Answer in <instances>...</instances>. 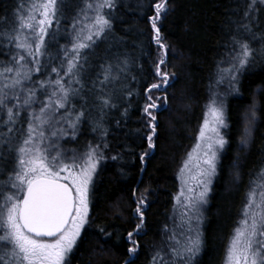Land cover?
I'll use <instances>...</instances> for the list:
<instances>
[{"label": "snow or ice", "instance_id": "1", "mask_svg": "<svg viewBox=\"0 0 264 264\" xmlns=\"http://www.w3.org/2000/svg\"><path fill=\"white\" fill-rule=\"evenodd\" d=\"M169 2L153 0L150 5L155 53H148L150 76L135 93L127 86L134 60L120 52L123 40L114 33L116 0H84L64 28L61 38L66 43L58 45L55 53L50 47L57 41V32L49 29L65 15L63 0H21L11 18L0 20V42L7 48L4 55L10 57L0 62V264H72L82 232L94 223L90 191L101 163L109 159L105 156L109 145L89 144L78 152L66 150L63 144L75 140L89 120L92 131L103 137L108 135L106 124L113 113H119L117 126L126 124L134 96L143 125L138 130L141 151L128 146L124 155L135 156L139 172L146 173L159 139L158 116L168 110L169 89L177 79L166 70L174 54L158 26ZM234 14L237 19L229 18L225 58L217 70V86L227 85L225 96L238 94L241 77L255 68L258 59L264 60V47L252 46L257 40L264 45V0H243ZM109 37L114 43L93 63L89 53ZM258 103L254 97L243 113V146L252 138ZM206 107L197 143L179 170L181 189L175 199L184 211L178 227L186 232L180 240L175 230L169 232L165 226L171 243L167 250H156L152 264H196L201 251V208L217 175L218 153L228 142L221 134L228 128L224 96L213 92ZM121 158V154L110 157ZM120 174L127 177L123 165ZM141 183L137 181L131 190L132 230H125L122 237L123 264H135L146 235L152 190L141 191ZM96 235L106 243L113 233L100 226ZM226 264H264V169L250 183L242 219L226 250Z\"/></svg>", "mask_w": 264, "mask_h": 264}, {"label": "trees", "instance_id": "2", "mask_svg": "<svg viewBox=\"0 0 264 264\" xmlns=\"http://www.w3.org/2000/svg\"><path fill=\"white\" fill-rule=\"evenodd\" d=\"M21 0H0V20L11 18L15 6ZM84 0H63L64 17L49 32H57V41L51 42L50 51L55 53L58 45L66 40L64 28L83 5ZM243 0H170L167 15L158 21L161 34L174 55L168 59L167 71L177 77L174 87L169 89L168 110L158 116L160 127L157 147L147 166L145 174L139 172L135 156L124 155L128 146L141 151L138 139L143 125L136 103L132 99L126 124L117 126L119 113H113L106 124L108 135L93 132V122L83 124L75 140L64 143L66 150L83 152L89 144L107 143L109 148L101 163L90 191V216L94 223L86 225L81 239L74 249L72 264H123L126 247L122 237L125 230H132L130 213L133 207L131 190L142 180L139 189L152 190L147 209L146 235L141 240V249L135 264H152L157 249L167 250V235L176 228L173 224L175 198L178 191L176 169L194 134L207 100V87L217 77L218 64L225 58V43L229 39V23L237 19L234 10ZM153 0H116L113 10L114 33L122 38L119 50L128 54L134 63L129 66L127 86L133 92L142 88L150 76L151 58L155 44L150 37L149 16L154 14L150 5ZM3 26H0L2 28ZM233 29L235 25H232ZM70 30V29H69ZM114 43L111 37L101 44L89 58L96 63ZM252 46L259 50L264 47L259 40ZM7 48L0 42V62L10 57L4 55ZM47 58H45L46 60ZM135 76L136 80L130 77ZM240 92L226 101L228 128L225 129L224 146L218 160L217 175L213 178L207 203L203 209L201 238L202 247L196 264H224L230 238L237 226L244 208L250 183L261 169H264V60H257L254 69L244 74L240 81ZM258 103V119L252 138L247 146L241 145L243 113L253 98ZM63 143V142H62ZM146 147V145H145ZM121 154L116 161L111 156ZM127 169V177L121 176V166ZM121 214L122 219H117ZM100 226H107L113 235L102 242L96 235ZM161 255H165L164 252ZM165 259L168 256L165 255Z\"/></svg>", "mask_w": 264, "mask_h": 264}, {"label": "rangeland", "instance_id": "3", "mask_svg": "<svg viewBox=\"0 0 264 264\" xmlns=\"http://www.w3.org/2000/svg\"><path fill=\"white\" fill-rule=\"evenodd\" d=\"M217 78H218V77L214 78V79L212 80V82H211V83L208 85V87H207V100H206V103H205V105H204V109H203L202 115H201V117H200V119H199V121H198V123H197V125H196V128H195V130H194V134H193V136H192V138H191V141H190V143H189L187 149L185 150L183 156L181 157V159H180V161H179V163H178V166H177V169H176V177H177V181H178V191H177L176 196L179 194L180 189H181V181H180V179H179V170H180V168H181V166H182V164H183V161L187 158V155H186V154H187L188 152H190V151L195 147V144L197 143V137L199 136V129H200V127L203 125V120H204V118H205V114L207 113V107H206V106H207L208 103L210 102V97H211V95L213 94V92H215V91H219L220 94H221L222 96H224V98H225V104H226L227 99H228L230 96H232V95L235 94V93H231V94H228V95L225 96L224 94H225V90H226V88H227V85H226V84H223V85H219V86H217V84H216V80H217ZM221 134L225 136V129H222V130H221ZM222 150H223V149H222ZM222 150L218 153V160H219V156H220ZM195 191L198 192L199 189H195ZM208 194H209V192H208ZM207 197H208V196H207ZM181 199H183V198H181ZM204 207H205V204H204V205L202 206V208H201V215L203 214V209H204ZM183 211H184V208L181 206V204H177V201H176V199H175L174 213H173V218L175 217V219H173V224H174V226H175V228H176L177 239H180V240H183V233L186 232V228H185V229H181L180 227H178V225H180V213L183 212ZM202 218H203V216H201V219H202ZM201 219H200V221H199V229H200V230H201V226H202V220H201ZM241 219H242V216H241L239 222L241 221ZM239 222H238V224H239ZM238 224H237V226H238ZM237 226H236V227H237ZM236 227H235V229H236ZM235 229H234V230H235ZM200 230H199V231H200ZM233 233H234V232H233ZM232 235H233V234H232ZM231 237H232V236H231ZM230 239H231V238H230ZM229 242H230V241H229ZM228 245H229V244H228ZM224 264H226V256H225Z\"/></svg>", "mask_w": 264, "mask_h": 264}]
</instances>
